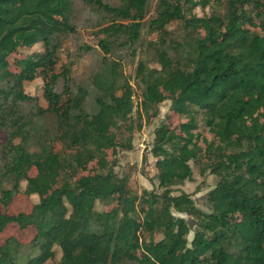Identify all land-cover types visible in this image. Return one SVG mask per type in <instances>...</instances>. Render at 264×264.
I'll list each match as a JSON object with an SVG mask.
<instances>
[{
  "label": "trees",
  "instance_id": "trees-1",
  "mask_svg": "<svg viewBox=\"0 0 264 264\" xmlns=\"http://www.w3.org/2000/svg\"><path fill=\"white\" fill-rule=\"evenodd\" d=\"M81 19L96 47L64 62ZM145 28L156 38L144 39ZM91 51L77 81L73 68ZM137 55L134 119L124 63ZM39 77L46 106L25 92ZM164 102L182 120L156 128L160 191L139 194L107 156L132 150L131 133ZM0 134V264L59 254L56 264H264V0H0ZM91 162L94 173L77 178ZM192 163L215 178L204 209L176 194L193 181ZM19 194L39 202L11 212ZM174 213L196 221L192 240ZM11 226L34 234L3 241Z\"/></svg>",
  "mask_w": 264,
  "mask_h": 264
},
{
  "label": "rangeland",
  "instance_id": "rangeland-1",
  "mask_svg": "<svg viewBox=\"0 0 264 264\" xmlns=\"http://www.w3.org/2000/svg\"><path fill=\"white\" fill-rule=\"evenodd\" d=\"M213 12V9L208 8L206 10L197 9V14L204 15ZM152 14V13H151ZM83 19V18H82ZM81 19L78 25V34L70 39H68L61 50L60 56L64 62H67L68 58H73V54L76 52L77 47L85 44L91 46L93 49L96 47L97 39L95 36V29L89 28L86 23ZM177 25L172 26V30H177ZM143 38L144 39H155L156 36L150 35L147 28L143 31ZM43 48L41 45H36L35 47L29 49V52L34 51H42ZM83 56L80 60L77 61V65L73 68V75L77 81L84 80L87 74L91 70V66L94 64V55L96 52H86L82 53ZM73 57H72V56ZM148 56H151L148 53ZM139 61V55L135 58H127L124 63V73L127 78L130 79L131 83L134 86L135 96L134 102L137 105L136 110L134 112V119H138L137 110H139L140 106V99H141V91L140 88L135 84L134 76H135V69L137 63ZM153 65V64H151ZM43 81L39 77L33 82L25 84V92L32 95L37 96L39 98L40 104L42 106H46L45 100L43 98ZM139 104V105H138ZM170 102H164L159 106V113L155 117L149 118L146 117L142 118V128L135 127L132 138L133 148L130 151L124 150L123 148H119L117 153L110 151L108 153L107 159L108 161H112L115 159L117 163L116 171L120 174H128L130 176V186L134 192L141 194L143 190H156L158 189V183L155 180L156 176V168L154 166L155 159L151 155V147L154 140V132L156 128H158L161 124H167L172 128H175L180 125L181 120L178 115H176L171 109ZM138 120L137 123H139ZM196 132H200L203 137H205L208 141L213 139V135L204 127L200 126ZM128 136V134H126ZM0 140H4V135L0 134ZM193 171H194V179L192 182H186L183 186L179 187V192L176 194H180L181 192L190 194L192 198L195 200L196 204L204 209L202 196H204L209 190H211L215 185V178L214 176L207 174L203 176L201 174L199 166H196L192 163ZM97 168L96 162H91L86 167L80 170L77 178L87 176L93 174L95 169ZM37 171L35 169L32 170L31 175H36ZM25 184L23 185V188ZM39 202V197L36 195L33 196H26V195H16L12 205L10 207L11 212H29L32 209V206ZM0 208L2 206L0 205ZM100 209H107L102 205H99ZM177 217H183L188 222L191 233L189 235V240H192L194 233L197 229L196 221L187 215H182L178 213H174ZM34 234V230H26L21 231L16 226H11L7 229V231L2 235V240L4 241L9 236H15L20 239L22 242H28ZM162 238V236H157V239ZM60 254L56 261L48 262L47 264H56Z\"/></svg>",
  "mask_w": 264,
  "mask_h": 264
}]
</instances>
